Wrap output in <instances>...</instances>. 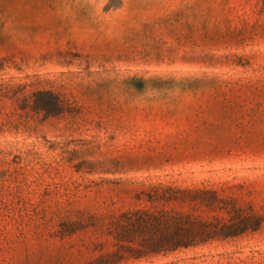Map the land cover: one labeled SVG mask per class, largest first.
Listing matches in <instances>:
<instances>
[{
  "label": "rangeland",
  "instance_id": "rangeland-1",
  "mask_svg": "<svg viewBox=\"0 0 264 264\" xmlns=\"http://www.w3.org/2000/svg\"><path fill=\"white\" fill-rule=\"evenodd\" d=\"M159 183L259 228L100 261ZM0 264H264V0H0Z\"/></svg>",
  "mask_w": 264,
  "mask_h": 264
},
{
  "label": "trees",
  "instance_id": "trees-1",
  "mask_svg": "<svg viewBox=\"0 0 264 264\" xmlns=\"http://www.w3.org/2000/svg\"><path fill=\"white\" fill-rule=\"evenodd\" d=\"M37 95L47 97V101L35 102L38 110L52 114L61 109V103L53 93ZM137 198L147 202L150 207L120 213L115 222V238L120 244L119 250L101 257L100 261L118 257L138 260L171 254L235 239L248 231H256L260 225L258 218L237 222V210L219 198L217 192L205 188L159 183L145 187L137 194ZM186 204L190 206V211L183 209ZM200 207L224 210L233 216L231 220H203L193 214Z\"/></svg>",
  "mask_w": 264,
  "mask_h": 264
}]
</instances>
